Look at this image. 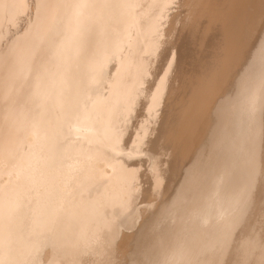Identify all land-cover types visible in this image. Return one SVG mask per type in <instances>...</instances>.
<instances>
[{"label":"bare ground","instance_id":"obj_1","mask_svg":"<svg viewBox=\"0 0 264 264\" xmlns=\"http://www.w3.org/2000/svg\"><path fill=\"white\" fill-rule=\"evenodd\" d=\"M143 1L37 0L35 22L25 33L7 38L9 23L19 22L29 2L0 0V153L6 155L0 164L10 165L0 171L8 175L5 181L0 178V264L30 257L22 255L23 248L34 246L30 238L16 236L21 224L1 213L19 211L15 203L20 192L28 193L35 182L39 189L34 207L45 215L29 220L25 230H42L36 223L47 228L48 242L42 247L52 245L54 261L49 264H89L85 254L98 257L111 250L116 235L126 228H136L129 237L133 244L128 264H210L212 258L213 264H264V0H186L190 8L181 29L173 25L175 9L177 14H169L174 0ZM181 1L179 6L184 5ZM165 18L171 21L168 28L162 26ZM176 31L174 40L160 39ZM125 46L122 56L119 51ZM151 56L157 57L154 70L148 68ZM115 57L120 66H109L116 72L110 75L102 64ZM166 64L154 89L149 77L159 75ZM106 81L111 84L108 95L101 90ZM150 90L154 93L148 112L155 117L154 125H143L138 145L130 146L132 139L123 138L127 126L122 124ZM34 112L37 117L32 119ZM239 118L243 120L234 121ZM38 125L48 128L39 129L38 135ZM82 130L89 141L100 139L99 146L74 143L71 135H83ZM36 144L44 152L35 159ZM117 150L118 155L110 153ZM137 153L157 170V185L164 181L159 205L140 224L132 215L135 199L141 191L144 198L147 190L135 188L142 176L136 165L142 161L130 159ZM69 154L74 155L71 163ZM32 160L35 168H27ZM38 161L45 166L35 171ZM68 166L83 167L87 175L92 170L106 174L110 185L101 196L81 195V204L73 208L68 200L74 186L67 189L63 183L74 180L71 172L68 178L64 174ZM87 178L82 175L78 181L87 185ZM55 216L66 217L62 222L57 217L60 231L72 226L79 233L61 235L56 221L47 222ZM15 243L23 244L20 251L11 246ZM55 245L61 248L53 249ZM43 250L36 261L25 264H45Z\"/></svg>","mask_w":264,"mask_h":264},{"label":"rangeland","instance_id":"obj_2","mask_svg":"<svg viewBox=\"0 0 264 264\" xmlns=\"http://www.w3.org/2000/svg\"><path fill=\"white\" fill-rule=\"evenodd\" d=\"M29 3H28V6L26 7V10L24 9V11L23 12H21L20 13V16H22L21 17V19H19V22L18 23H16V25H12V23H9V25H10V28H11V30H10V35L9 36H7V38H11L12 36H15L16 35V32H18V34H23V33H25L26 31H27V29H28V27L31 25V24H33L34 22H35V18H36V12H37V10L35 9V7H36V4H37V0H27ZM145 1V2H144ZM143 1V3H145L146 4V2L147 1H149V0H144ZM185 1V2H184ZM181 2H184V5L183 4H181L180 6H179V0H174V3L175 4H177V7H176V5L175 4H173L172 3V5H170V8H169V14H177V16L174 18V20H173V25H174V23H175V25H176V28L178 27V29L180 28H182L184 25H185V22H187V16L186 15H188V12H189V9H188V7L190 8V5L188 6V2L186 1V0H182ZM142 6H139V8H141ZM183 7H184V9H183ZM185 7H186V9H185ZM177 8H180V10L179 9H177ZM173 9H175V11L177 12V13H175V11H173ZM170 10H172V11H170ZM34 12V13H33ZM181 13V14H180ZM179 15V16H178ZM181 15H183V16H181ZM167 18V17H166ZM163 19V23L167 20V19ZM176 19V20H175ZM21 20H23V21H21ZM62 20V19H61ZM60 20V18L58 19V22H60L61 21ZM169 20V19H168ZM167 20V21H168ZM183 20V21H182ZM165 22L162 26L164 27V28H168L170 25H171V21H168V22ZM114 23V22H113ZM169 23V24H168ZM168 24V25H167ZM104 26L106 25V23L105 24H103ZM167 25V26H166ZM162 27V28H163ZM175 27V26H174ZM59 28V27H58ZM106 29V28H105ZM57 31H58V29H57ZM57 31L55 32V33H57ZM170 34V35H169ZM177 31H176V33L175 34H173V33H168L167 35H164V34H162L161 36H160V39H162V40H165V41H171V40H174L175 38H176V36H177ZM56 35V34H55ZM174 35V36H173ZM176 35V36H175ZM168 36H170V39H169V37ZM46 37V36H45ZM45 37H41L40 39L39 38H37V37H34L36 40L37 39H39V41H41V40H43L42 41V43L43 42H45V40H46V38ZM172 37V38H171ZM5 41L7 40L6 39V37H5V39H4ZM4 41V42H5ZM253 41V40H252ZM252 43V42H251ZM251 43H250V45H251ZM186 45V46H185ZM184 45V50H186L187 48H189L188 47V45L187 44H185ZM162 46H164V44H162ZM126 46L125 47H123L122 48V50L121 51H119L120 53H121V55L122 56H124L123 54H124V52H125V50H126ZM172 50V49H171ZM170 50V51H171ZM183 50V51H184ZM173 51V50H172ZM185 52V51H184ZM5 55V54H4ZM3 55V56H4ZM172 55V52H170V56ZM152 57V58H151ZM150 57V61L149 62H151V64H152V61L154 60H157V57H154V56H151ZM154 57V58H153ZM119 58V57H118ZM118 58H114L113 59V61L110 63V62H108V64L110 63V65H108L107 63H105L104 65L102 64V66L104 67V66H107V67H112V69L113 70H117V68H119L118 66H120V64L119 65H117V63L120 61H116V59H118ZM171 58H172V56L171 57H169V61L171 60ZM122 61H123V57H122ZM153 61V64L151 65H149V63H148V68L150 67V66H152V70H154L155 69V67H156V61L154 62ZM169 61H168V64H169ZM112 64V65H111ZM115 66H114V65ZM168 64H166L164 67H163V69H161L160 71H159V75H157V76H150L149 77V80H150V82H151V84H152V87L155 89L156 87H157V85L156 84H158L159 83V81H160V79L162 78L160 75V73H162V76H163V73H165V71H166V66H168ZM155 65V66H154ZM101 66V69H102V71H103V67ZM117 66V67H116ZM154 66V67H153ZM110 67H109V71L111 70L110 69ZM113 70H111L112 72H110L111 74L110 75H112V74H115L116 72L115 71H113ZM165 75V74H164ZM170 75V74H169ZM157 78H159V80L157 79ZM157 79V80H156ZM152 80H154L153 82H152ZM156 80V81H155ZM261 81V80H260ZM259 81V82H260ZM262 82V81H261ZM260 82V83H261ZM155 83V84H154ZM177 84V83H176ZM110 86H111V84L110 83H108V81H106V83H104L103 84V86L101 87V90H102V88H103V90H102V92L104 93V94H106V95H108V93H109V89H110ZM177 86V85H176ZM107 88L106 90H105V88ZM153 89V90H154ZM153 90H150L151 91V94H150V92H149V94H148V92L145 94H143L142 96H141V99H143V100H140V102H139V104H140V106H139V104L137 105V109H134V110H132L131 112H133L132 114H131V112L129 113L130 115H128V117H127V119H129V123L127 122V123H123L122 125L123 126H127V131H126V133L124 134V139L127 137L128 139H132L130 142H129V145L130 146H136V145H138V143H137V141L139 140V139H141V135L143 134V128L145 127V126H148V128H151V126H153L154 125V118H151L150 116H149V113L150 112H148V109H149V111H150V104L151 103H149L150 102V100L152 99V94L154 93L153 92ZM107 91V92H106ZM148 94V95H147ZM148 96V98H147V96ZM145 96V97H144ZM151 98V99H150ZM147 101V102H146ZM144 102H146V103H144ZM144 103V104H143ZM146 104H148V105H146ZM146 105V106H145ZM136 108V107H135ZM37 110H39V109H35V111L37 112ZM135 110H138L139 112H140V114L138 113V111H135ZM143 110L145 111V112H143ZM137 113H135V112ZM142 111V112H141ZM34 115H36V113L34 112L33 114H31L30 116V118H32V119H34L35 117H37V115L36 116H34ZM42 115H43V113H42ZM50 117H51V115H50ZM131 117H132V120H131ZM134 118V119H133ZM136 118V119H135ZM140 118H141V120H140ZM143 118H147V120L146 119H143ZM151 119H153V120H151ZM16 120H17V117H16V119L14 120L15 121V124H16ZM143 120V121H142ZM151 120V121H150ZM243 119H237V120H234L235 122H239V121H242ZM135 121H137V122H135ZM150 121V122H149ZM245 121V120H244ZM141 122V123H140ZM135 123H137V125L135 126L134 124ZM125 124V125H124ZM147 124V125H146ZM153 124V125H152ZM132 125H134L135 127H133ZM144 125V126H143ZM16 126V125H15ZM142 126H143V128H142ZM155 126L156 127H158V123H155ZM44 127H45V125H42L41 127L38 125V128L36 129V133H38V135H40L39 134V129H44ZM129 127V128H128ZM131 127H132V129H131ZM45 128H48V127H45ZM123 128V127H122ZM140 129L139 131H137L138 129ZM131 129V130H130ZM135 129H136V131H135ZM83 132H84V130H82ZM134 131V132H133ZM21 131H19V133H20ZM131 132H133V133H131ZM140 132V133H139ZM130 133L132 134L131 135V137L129 138L128 136H130ZM138 134V135H136V134ZM80 135V136H79ZM133 135H136V136H133ZM155 135V133L154 134H152V136H154ZM72 136V138L71 139H73V141H76V142H74V143H76V144H78V141H80V142H84L83 144L81 143V146H83V145H86V146H88V147H90L89 145H92V147L93 146H99V144H100V142H99V140H98V138H97V140H98V142H97V140H95V139H93V140H91V141H89L88 139H87V136H86V134H85V132H84V134L82 135L81 133L80 134H73V135H71ZM140 136V137H139ZM75 137V138H74ZM135 138V139H134ZM134 139V140H133ZM30 139H26V141H29ZM36 140H38V138L36 139ZM87 142H86V141ZM5 141L7 142V143H9L8 141H9V139H7V138H5ZM15 141V139H12V141H11V143H13ZM2 142H4V140H2L1 138H0V144H4V143H2ZM37 141H35V143H36ZM90 142H92L91 144H89ZM97 142V143H96ZM135 143V144H133V143ZM98 144V145H97ZM80 145V144H79ZM115 146H116V148L118 149V145L117 144H115ZM37 147H38V149H37ZM45 147H47V146H45ZM114 147V146H113ZM34 149V153H35V159L36 158H38V156H39V154H41V153H43L44 152V147H39V144H36V145H34V147H33ZM41 148H43V150L41 149ZM42 150V152H41V150ZM108 151H111V150H108ZM118 152V150L116 151V153ZM162 152L164 153V151L162 150ZM34 153H33V155H32V157L34 156ZM111 154H115V155H118L119 153H112V152H110ZM15 155H17V154H15ZM70 155V156H69ZM68 156H67V160L69 161L70 160V163H71V161L73 160L72 159V156H73V158H74V155H72V154H69ZM138 155V156H137ZM1 156H4V158L6 157V155L5 154H1L0 153V157ZM8 156V155H7ZM82 156V155H81ZM83 157V156H82ZM93 157H95V154H93V156L91 157V159H93V161H92V163L94 162V158ZM145 156L143 155V156H141V153H137L136 155L134 154V156L133 157H131V159L130 160H132V161H137L138 162V160H140V161H142V164L141 165H136V168H137V166H138V174L140 175L141 173H142V176L138 179L139 181H137L138 182V185H135L136 187L135 188H137V189H139V188H142L143 190L145 189V190H147V192H146V195H149V196H147L146 197V195H145V197L143 198V196L141 195V192L138 194V197L135 199V214H136V212H138V211H140V213L138 214H132V215H134L136 218H135V220H136V222L138 223V224H140V222L142 223L143 222V220L142 219H144V218H146V216H149V214H151L156 208H157V206L159 205V203H160V191L163 189L162 187L164 186V181L160 184V185H157V182H156V180H155V178H154V176H155V174L157 173V170L155 171L153 168H151V167H149V161L146 159V157L144 158ZM162 157L165 159V158H167V155L166 154H163L162 155ZM135 158V159H134ZM142 159V160H141ZM44 161V160H43ZM49 160H45L44 162L48 165V162ZM143 161H145V162H143ZM44 162L43 163H41L40 161H38V163L36 164L37 165V168L35 169V171L37 170V169H39V168H41V165H42V167L43 166H45V164H44ZM73 162V161H72ZM147 162H148V165H147ZM91 163V164H92ZM31 164H33V166H34V168H35V163L33 162V160L31 161V163H30V165L27 167V168H32V166H31ZM94 164V163H93ZM145 164V165H144ZM100 165L102 166L103 165V162H101L100 161ZM142 165H144V166H142ZM6 166V167H5ZM5 166H1V164H0V171L1 170H6L7 168H8V166L10 167V165L8 164V165H5ZM142 166V167H141ZM104 167V165L102 166V168ZM147 167H149V168H147ZM72 168V169H71ZM73 168H76V169H74V170H76V171H73ZM141 168H143V169H141ZM67 169V170H66ZM70 169V170H69ZM81 169H84L83 167L82 168H80V169H78L76 166H68L67 168H65V176H67V178H68V176H70V175H68V174H70V172H71V175H72V177L70 178V179H74L72 182H68L67 181V179H66V181H65V179H64V181H63V183L65 184V186H66V188L68 189L69 187L67 186V185H70V186H74V189L73 188H71V190H70V192H69V197L71 198L70 200L71 201H69L68 200V203L70 202V203H73V206H71V207H75V205L77 206L78 205V203L77 202H79V204H81V198H80V196L81 195H83V197H87V198H89V197H91V198H93V196H95L96 194H97V196H101L103 193H105L104 192V190L108 187V184L109 183H107V180L109 179V177L105 174L104 176L102 175H100L99 173L98 174H94V170H92L91 172H89V174L88 175H90V176H88L87 175V171L84 169V170H81ZM94 169H95V166H94ZM80 170V172H78ZM69 171V172H68ZM83 171H86V172H83ZM97 171H100V170H97ZM97 171H95V172H97ZM147 171V172H146ZM74 174H73V173ZM156 172V173H155ZM0 173H2V172H0ZM78 173H80V174H78ZM143 173H146V175H143ZM152 173V174H151ZM92 174H94L95 176H92ZM2 175V176H1ZM0 175V178L2 179V180H4L5 181V179H7V177H8V175H5V173H4V175L3 174H1ZM52 175H54L53 174V171L51 172V176ZM82 175H86L88 178V181L86 182L87 183V185H84V183L83 182H79L78 180H79V178L81 177L82 178ZM76 176V177H75ZM78 176V177H77ZM100 176V177H99ZM148 176V177H147ZM150 177V178H149ZM154 178V179H152V178ZM5 178V179H4ZM95 180H97L98 182H96V181H94V179ZM102 178H104V179H102ZM75 179H77L76 181H75ZM91 179H93V181L94 182H92V180ZM146 179V180H145ZM149 179H150V181H149ZM102 180V181H101ZM89 181H91V183L89 182ZM179 181H181V178H179ZM178 181V182H179ZM102 182V186L100 185V183ZM36 184L38 183V182H35ZM76 183H78V184H76ZM106 183V184H105ZM36 184L33 186V185H31V187H30V189H29V192L28 193H22V192H20V199H19V204L18 203H15L17 206H21V208H20V210L19 211H14V212H12V213H10V212H7V213H1L2 215H4V219L6 220V218L7 219H9V220H14L15 222L14 223H16V224H21L20 226H21V228H19L16 232H18V234L16 235V236H18V238H20V239H25V238H30V240H31V242L33 243V247H32V249L29 251V250H26L25 248H23V253H22V255L23 256H27V255H30V257L33 259V260H31L30 262H29V260H30V257H29V259L28 260H26V259H22V261L20 260L19 261V263L18 264H25V263H33L34 262V260L36 261V259H37V257H38V255H39V252L41 251V250H43V245H45L47 242H48V238H47V234H48V232L45 230V229H47V228H43V227H39V226H41V224H39V223H36L34 226H35V228L36 229H42V230H38V231H40V232H38V231H31V230H25V229H27V225H28V221L29 220H34V218H36V219H38L37 218V216H38V214H40L39 216H42V215H45L44 214V212L42 213H40L38 210L36 211V208L34 207V205H35V202H34V199H36V198H33V197H35V195H37L36 194V190H38L39 189V187H38V189H37V187H36ZM52 184H54V183H52ZM72 184V185H71ZM88 184H89V186H88ZM178 184V183H177ZM95 185H96V187H95ZM110 185V184H109ZM118 185V184H117ZM150 185H152V186H150ZM155 185H156V188H155ZM87 186L89 187V189H86L87 188ZM104 186L106 187L103 191H102V189L104 188ZM119 186V185H118ZM127 186V185H126ZM125 186V187H126ZM143 186V187H142ZM35 187V188H34ZM76 187V188H75ZM79 187H81V189L79 188ZM98 187H99V189H98ZM32 188H33V191L31 192V190H32ZM85 188V189H84ZM96 188V189H95ZM134 188V187H133ZM150 188V189H149ZM159 188H161V189H159ZM35 189V190H34ZM70 189V188H69ZM154 189V190H153ZM90 192H89V191ZM74 191V192H73ZM79 193H78V192ZM96 192V193H93L92 194V192ZM73 192V193H72ZM83 192H85V193H83ZM88 192V193H87ZM109 192L110 191H108L106 194V196H108L109 197ZM156 192V193H155ZM31 193V194H30ZM78 193V194H77ZM99 193H101V194H99ZM72 194H74V196L72 195ZM24 195L26 196V197H24ZM78 195H79V197H78ZM152 195V196H151ZM30 196V197H29ZM38 196V195H37ZM36 196V197H37ZM51 197V202H53V198H54V195L53 194H51L50 195ZM72 196V197H71ZM114 196V195H113ZM115 196H117L116 194H115ZM23 197V198H22ZM82 197V196H81ZM104 197H105V195H104ZM141 197V199L142 200H140L139 198ZM78 198H80V199H78ZM111 198V197H110ZM125 198V197H124ZM23 199V200H22ZM78 199V200H77ZM156 199V200H155ZM27 200V201H26ZM47 200V199H46ZM140 200V201H139ZM150 200H151V202H150ZM24 201H25V204H24ZM29 202V203H28ZM137 202H140V203H137ZM147 202V203H146ZM150 202V203H149ZM34 203V204H33ZM147 204V205H146ZM150 204V205H149ZM22 205H24L25 206V210H24V206H22ZM51 205V204H50ZM70 205H72V204H70ZM139 205V206H138ZM28 206V207H27ZM27 207V208H26ZM144 209H143V208ZM146 207V208H145ZM149 207V208H148ZM191 207H192V204H191ZM115 208H117V209H120L121 207H120V204H118V203H116V206H115ZM24 210V211H22V210ZM29 209V210H28ZM139 209V210H138ZM28 210V211H27ZM34 211V212H33ZM148 211V212H147ZM21 212V213H20ZM32 212V214H30ZM129 212V211H128ZM17 214V215H16ZM25 214V215H24ZM27 214V215H26ZM37 214V215H36ZM148 214V215H147ZM32 215H36V217L35 216H32ZM131 215V216H132ZM26 216V217H25ZM58 217V216H57ZM56 216H55V219L53 220V218H47V217H44V218H47V220H49V221H47V222H49L50 224H54L55 223V221H56V223H55V225L58 223V221H60V222H62V221H65L66 220V217L65 218H61V217H58L57 218ZM19 218V219H18ZM138 218V219H137ZM57 219H58V221H57ZM20 220V221H19ZM23 220V221H22ZM18 221V222H17ZM26 221V222H25ZM51 221H53V222H51ZM21 222H23V224L21 223ZM80 222H82V220L80 219ZM18 224V225H19ZM23 225V226H22ZM27 226V227H26ZM57 226V225H56ZM39 227V228H38ZM57 229H58V232L60 231V228L57 226L56 227ZM67 231H65V232H63L62 230L59 232V233H61V235L64 233V234H66V233H68V234H75V233H79V230L77 229V228H73L72 226H69V228H65ZM132 229V230H131ZM135 229L136 228H126V229H124L123 230V232L122 233H120L119 234V237H118V235H116V238L114 239V241L115 242H112L111 244H112V248H111V250H110V248L108 247V251L106 250L103 254H101V255H99L97 258L95 257V256H93V257H95L96 259H95V261H97L98 263L97 264H110V263H114L115 261H116V263H114V264H128V260H129V256H130V254H131V252L130 251H132L131 250V247H132V244H133V240H130V239H132L133 238V236H134V234L133 233H135ZM73 230H74V233H72L73 232ZM126 230H127V232H126ZM128 230H131V232L130 231H128ZM24 231V232H23ZM43 231V232H42ZM78 231V232H77ZM26 232V233H25ZM31 232H33V233H31ZM31 233V234H30ZM40 235H39V234ZM123 233H125V235L123 234ZM25 234V235H24ZM130 234H131V236H130ZM36 235H37V237H36ZM45 235H46V237H45ZM50 235V234H49ZM124 236V237H121V236ZM36 237V238H35ZM129 237H130V239H129ZM122 238H128L126 241H127V243L126 242H124L125 241V239H123V242H122ZM34 239V240H33ZM46 239V240H45ZM116 240H121L120 242L119 241H116ZM60 241V240H59ZM36 245H35V244ZM59 242H56V244H58ZM131 243V244H130ZM38 244V245H37ZM120 245L119 247H116V245ZM15 246V247H20V249L18 250V251H20L21 249H22V247H23V244L22 243H15V244H11V246ZM18 245V246H17ZM21 245V246H20ZM129 245V246H128ZM131 245V246H130ZM47 247L43 250V253H45V255L43 254V257H42V261H44V262H46L45 264H49V263H51V261L53 262L54 261V258H53V252H51V248H52V245L50 244V245H46ZM113 246H115L114 248H113ZM51 247V248H50ZM57 247H59V248H61V246H59V245H55V247L53 248V249H57ZM125 247L126 249H124L123 250V248ZM48 248V249H47ZM115 248H117V249H115ZM34 249V250H33ZM47 249V250H46ZM121 249H122V251H121ZM129 249H130V251H129ZM201 249V246L200 247H198L197 248V250H200ZM121 252H120V251ZM117 251H118V253H117ZM30 252V253H29ZM48 252L50 253V254H48ZM63 252H65V250L63 251ZM109 252V253H108ZM120 252V253H119ZM32 253V254H31ZM126 253H128V254H126ZM48 254V255H47ZM111 254H112V256H111ZM31 255H33V256H31ZM118 255V256H117ZM126 255V256H125ZM52 256V257H51ZM114 256H117V258L118 259H115L116 257H114ZM123 256V258H121ZM84 257L89 261L90 260V262H89V264H92L93 262V264H96V262L95 261H93V259H91V258H93V257H91V256H89V255H84ZM102 257V258H101ZM35 258V259H34ZM109 258V259H108ZM121 259V260H120ZM25 260V261H24ZM99 260V261H98ZM127 260V261H126ZM110 261H112V262H110ZM124 261H125V263H124ZM92 262V263H91ZM99 262H101V263H99ZM105 262V263H104ZM110 262V263H109ZM216 262V260L215 259H211L210 260V264H213V263H215ZM11 264V263H10Z\"/></svg>","mask_w":264,"mask_h":264},{"label":"snow or ice","instance_id":"obj_3","mask_svg":"<svg viewBox=\"0 0 264 264\" xmlns=\"http://www.w3.org/2000/svg\"><path fill=\"white\" fill-rule=\"evenodd\" d=\"M130 138V137H129ZM125 146H127V143H125Z\"/></svg>","mask_w":264,"mask_h":264}]
</instances>
